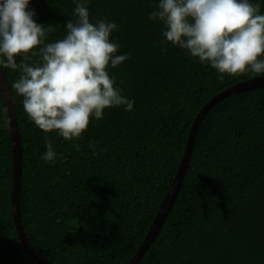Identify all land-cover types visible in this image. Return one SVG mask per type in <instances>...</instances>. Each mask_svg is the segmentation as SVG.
<instances>
[{"label": "trees", "instance_id": "obj_1", "mask_svg": "<svg viewBox=\"0 0 264 264\" xmlns=\"http://www.w3.org/2000/svg\"><path fill=\"white\" fill-rule=\"evenodd\" d=\"M252 2L264 15V0ZM158 3L89 0L90 22L106 18L118 25L110 40L121 45L118 55L130 58L108 71L134 104L131 111L105 109L79 139L35 126L12 88L21 73L2 68L22 146L23 230L53 264L127 263L168 193L200 111L222 91L264 75L220 74L167 42L164 23L148 19ZM75 6L73 0H30L35 21L55 28L46 43L63 38ZM38 60L29 55L26 62ZM47 140L54 162L41 159ZM12 192L13 152L0 89V264H40L21 241ZM135 264H264V85L225 96L205 112L177 195Z\"/></svg>", "mask_w": 264, "mask_h": 264}, {"label": "clouds", "instance_id": "obj_2", "mask_svg": "<svg viewBox=\"0 0 264 264\" xmlns=\"http://www.w3.org/2000/svg\"><path fill=\"white\" fill-rule=\"evenodd\" d=\"M73 3L75 19L65 22L66 34L46 43L55 28L35 21L30 0H0V68L21 73L12 88L23 98V111L35 126L45 133L56 131L68 141L79 139L93 117L103 118L105 109L125 106L131 111L134 104L121 94L116 77L108 71L109 65L115 68L130 58L128 53L118 55L121 45L110 40L118 25L106 18L90 22L89 0ZM260 7L252 0H159L148 19L162 21L167 42L220 74L260 75L264 74V59L259 58L264 55ZM29 55L39 60L28 63ZM18 56L24 58L20 63ZM46 149L41 159L54 162L57 154L51 140Z\"/></svg>", "mask_w": 264, "mask_h": 264}, {"label": "water", "instance_id": "obj_3", "mask_svg": "<svg viewBox=\"0 0 264 264\" xmlns=\"http://www.w3.org/2000/svg\"><path fill=\"white\" fill-rule=\"evenodd\" d=\"M264 85V75L249 79L247 81L241 82L237 85H234L221 93L217 94L214 98H212L200 111L198 116L196 117L194 124L190 130L189 138L187 141V146L184 152V156L181 160L180 166L178 171L170 185L168 193L166 194L164 201L148 231L147 236L145 237L144 241L142 242L141 246L134 254V256L125 264H135L139 258L143 255L145 250L148 248L154 237L157 235L160 227L162 226L170 207L177 195L179 190L181 181L183 179L188 160L191 155V149L194 141V136L198 124L202 117L204 116L205 112L218 100L228 96L230 94L250 89L256 88ZM0 89L2 92V96L4 99L6 114L8 118V125L11 137V144H12V152H13V192H12V206H13V215L16 224V228L19 232L21 241L30 255L37 260L40 264H53L52 262L48 261L44 258L40 253H38L28 242L26 235L23 230L22 220L20 216V209H19V201H20V181H21V173H22V146L20 141V135L18 132L16 115L14 110V100L10 94L3 69L0 68Z\"/></svg>", "mask_w": 264, "mask_h": 264}]
</instances>
